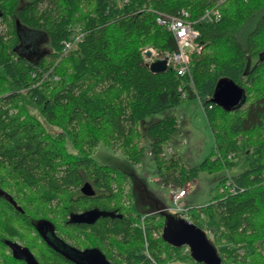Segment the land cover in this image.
Returning a JSON list of instances; mask_svg holds the SVG:
<instances>
[{"label": "trees", "instance_id": "16d2710c", "mask_svg": "<svg viewBox=\"0 0 264 264\" xmlns=\"http://www.w3.org/2000/svg\"><path fill=\"white\" fill-rule=\"evenodd\" d=\"M122 2L0 0V263L4 240L44 247L33 227L44 219L72 246L95 247L110 264H152L143 253L144 236L158 264L185 259L202 264L189 253L180 255L183 246L173 247L162 235L165 219L157 212L162 204L145 215L144 235L136 226L141 214L125 203L128 172L92 157L103 144L120 152L132 168L144 157L141 142L148 139L147 154L164 184L171 180L184 186L200 173L228 171L233 193L220 191L227 180L220 179L205 204L188 207V220L206 232L221 264H264V0ZM214 6L220 11L217 21L194 24L202 49L190 57L192 86L170 68L150 72L144 48L176 49L172 34L157 24L159 15L184 9L196 21ZM18 27L44 35L39 53L20 51ZM76 27L84 32L82 40L60 58L62 43ZM222 80L242 89L239 106L225 109L211 102ZM197 98L213 147L188 166L174 153L162 155L177 130L174 115L149 123L144 132L140 125ZM85 182L94 195L80 193ZM89 209L109 215L81 235L80 225L69 223L68 216ZM45 258L59 260L53 253ZM5 259L24 264L11 255Z\"/></svg>", "mask_w": 264, "mask_h": 264}, {"label": "rangeland", "instance_id": "374dc122", "mask_svg": "<svg viewBox=\"0 0 264 264\" xmlns=\"http://www.w3.org/2000/svg\"><path fill=\"white\" fill-rule=\"evenodd\" d=\"M3 29V26L0 25V31ZM73 34L74 32L72 35ZM18 35L21 39L20 51L26 54L34 52L38 48L39 42L44 41V35L41 32L28 30L24 27H18ZM200 52L195 55H199ZM169 115L175 116L177 130L170 136L169 143L165 147L171 148L174 154L180 156L189 166L199 163L211 152L213 147V136L203 109L197 99L185 101L178 106L144 119L141 122L140 130L144 132L149 123L158 121ZM141 143L146 147V152L140 164L138 166H132V168L130 164L128 165L120 152L114 148L104 146L103 144H99L92 157L99 164L116 166L128 172L129 179L123 184L124 195L129 193V199L125 203L134 214H141L138 226L144 232V235L146 231L144 217L148 215L147 212H154L153 210H155V208L153 209L154 201L150 198L148 199L147 195H150L151 198L155 200L156 198L159 199L158 202L160 205L162 204L161 207L163 208L167 205L169 199L168 190L173 186L176 190H186L187 193L184 200L188 207H198L208 201L218 181L227 176L226 170L213 174L203 172L200 173L198 178L192 183L184 186L176 184L171 180L169 181L171 183L170 185L164 184L161 182L160 177L157 176L153 159L147 154L148 139H144ZM233 171L235 172L236 170L233 169ZM169 213L171 214V212ZM151 234L154 238L159 236V232L156 230H153ZM145 240L146 238H143V251ZM143 253L145 254V251ZM179 253L183 255L182 249ZM168 264H192V261H189V259L174 260Z\"/></svg>", "mask_w": 264, "mask_h": 264}, {"label": "water", "instance_id": "95a60500", "mask_svg": "<svg viewBox=\"0 0 264 264\" xmlns=\"http://www.w3.org/2000/svg\"><path fill=\"white\" fill-rule=\"evenodd\" d=\"M145 56L149 57L150 52L146 51ZM152 73L166 71L165 60H155L148 66ZM243 101L242 89L229 80H222L214 91L211 102L225 109H233ZM84 196L94 195V190L88 182H85L79 189ZM164 206V205H163ZM165 219L162 235L173 247L180 248L188 246L191 259L202 264H221L216 248L208 240L204 230L196 227L183 218H176L166 212H162ZM109 213L98 209H89L78 213H72L68 222L72 224H93L100 217L108 216ZM44 222H48L44 220ZM49 223V222H48ZM9 245L13 256L16 259L25 261L27 264H38L32 254L25 247L15 242L4 240ZM95 260L92 264H110L99 251L94 252Z\"/></svg>", "mask_w": 264, "mask_h": 264}, {"label": "built area", "instance_id": "2783aa9c", "mask_svg": "<svg viewBox=\"0 0 264 264\" xmlns=\"http://www.w3.org/2000/svg\"><path fill=\"white\" fill-rule=\"evenodd\" d=\"M127 0H125L126 2ZM219 2H222V0H219ZM215 9H218L217 6H214L210 8V12L214 11ZM183 13L178 16L177 14H168V15H161L159 16L160 19L156 20L157 24L165 27L173 36L175 42H176V49L172 52H164V53H158L154 49L149 48L148 51L150 52V56H145L146 49H143L141 51L143 60L146 63V66L148 67L150 63H152L155 60H165V66L166 68H170L174 71V73L179 76L185 78L186 82L192 86L193 79L191 75V68L189 66V59L191 55L198 54L201 50V43L199 41L200 33L199 31L194 29V25L189 20V14L182 11ZM220 18V13H216L212 20V22L217 21ZM75 37L71 41H65L62 43V49L60 53V58L66 57L72 50L74 44L78 41H81L84 32L81 30L80 27H76L74 29ZM46 76V74H44ZM179 91L181 92V96L184 98L186 96L185 92L182 90V87H179ZM199 104L200 100L197 98ZM201 105V104H200ZM211 107V106H210ZM171 153V148L164 147L162 155H169ZM233 154H229L227 156L228 159H232ZM227 176L225 177L227 179L225 186L220 189V191H224L227 189L229 193H233L234 191V183L229 178L228 171ZM170 185V184H168ZM169 192V199L167 202V205L163 207L162 210H165L167 212L171 213H177L180 214L185 220H188L187 217V210L188 206L185 203V197H186V190L180 189L176 190L171 186V188L168 190ZM144 233V232H143ZM144 238H146L144 236ZM145 246L144 251L145 255L149 260H151L152 264H158L154 262L149 252L147 251V242L145 240ZM183 255L189 253V248L187 246H183L182 248Z\"/></svg>", "mask_w": 264, "mask_h": 264}, {"label": "flooded vegetation", "instance_id": "af4514ba", "mask_svg": "<svg viewBox=\"0 0 264 264\" xmlns=\"http://www.w3.org/2000/svg\"><path fill=\"white\" fill-rule=\"evenodd\" d=\"M41 49L42 48L38 44L37 51L35 52L39 53ZM0 194L4 196L2 192H0ZM147 197L148 199L150 198L151 200H154V198H151L150 195H147ZM155 202L156 201H154L153 209L157 207ZM68 219H69V216H68ZM48 222H44V219H42V220H39L33 223V227H34L36 234L40 237L41 242L44 244V247H42L41 249H36L35 247L33 249H29V247L17 241H12V242L17 243L21 247L27 248L38 264H92L94 263V260H95L94 252H96V250L99 251L97 248L87 247L85 245L83 247L72 246L70 242H68L67 240H64L63 237L60 236L59 232L57 231L55 227V224H53L51 221H48ZM93 224H79L80 226L77 227V233L83 235L84 231H87V229L85 228ZM51 253L59 256V260H57L55 263L51 259L45 258L48 255L50 256ZM5 255H11L15 260H18V261L23 262L24 264H27L23 260L16 259L13 256L10 246L7 244H5V248L2 254V259H1L0 264H8L6 261L7 259H5Z\"/></svg>", "mask_w": 264, "mask_h": 264}, {"label": "bare ground", "instance_id": "6f19581e", "mask_svg": "<svg viewBox=\"0 0 264 264\" xmlns=\"http://www.w3.org/2000/svg\"><path fill=\"white\" fill-rule=\"evenodd\" d=\"M128 1V0H127ZM127 1L125 2V0H123V3H127ZM212 8V7H211ZM218 8V7H217ZM210 10V8L209 9H206L205 10V12L203 13V15L198 19V20H196V21H191L190 19V22L194 25L195 23H198V22H203V23H211V21L210 20H212V18H213V16L216 14V13H220V11H219V9H215L214 11H209ZM182 11H184V12H186V13H188L189 14V17H190V13L187 11V10H184V9H182V10H180L179 11V13L177 14L178 16H180L183 12ZM159 16H161V15H159ZM158 19H160V17H158L157 18V20ZM194 29L195 30H197L195 27H194ZM198 31V30H197ZM74 37H75V34L74 35H72L71 36V39L73 40L74 39ZM70 39V40H71ZM70 40H68V41H70ZM71 40V41H72ZM65 42V41H64ZM144 49H146L147 51H148V49L149 48H144ZM189 66H190V59H189ZM167 69H169V68H166V70ZM227 181V180H226ZM226 183V182H225ZM163 208L161 207V209H159L158 210V212H167V211H165V210H162ZM189 222V221H188ZM137 226H138V224H137ZM185 246V245H184ZM188 247V246H187Z\"/></svg>", "mask_w": 264, "mask_h": 264}, {"label": "crops", "instance_id": "0c3cea01", "mask_svg": "<svg viewBox=\"0 0 264 264\" xmlns=\"http://www.w3.org/2000/svg\"><path fill=\"white\" fill-rule=\"evenodd\" d=\"M172 153H174V152L171 150V154H172ZM181 159H182V158H181ZM182 160H183V159H182ZM183 162H184V161H183ZM185 164H186V163H185ZM138 165H139V164H138ZM138 165H136V166H138ZM188 166H189V165H188ZM199 175H200V174H199ZM191 183H192V182H191ZM210 196H211V195H210ZM153 201H156V202H155L156 205L159 203L158 200H157V198H156V200L154 199Z\"/></svg>", "mask_w": 264, "mask_h": 264}]
</instances>
